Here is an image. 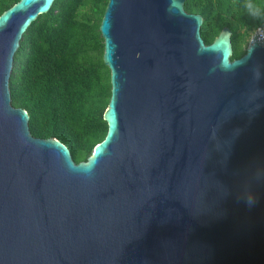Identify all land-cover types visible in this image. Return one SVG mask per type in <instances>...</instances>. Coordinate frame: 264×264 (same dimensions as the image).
I'll return each instance as SVG.
<instances>
[{"label": "water", "instance_id": "water-1", "mask_svg": "<svg viewBox=\"0 0 264 264\" xmlns=\"http://www.w3.org/2000/svg\"><path fill=\"white\" fill-rule=\"evenodd\" d=\"M54 1L0 16V264H264V31L231 60V30L207 45L186 0H108V132L76 163L11 103Z\"/></svg>", "mask_w": 264, "mask_h": 264}, {"label": "trees", "instance_id": "trees-1", "mask_svg": "<svg viewBox=\"0 0 264 264\" xmlns=\"http://www.w3.org/2000/svg\"><path fill=\"white\" fill-rule=\"evenodd\" d=\"M20 0H0V16ZM248 0H186L199 13L207 45L223 27L231 30L232 59L246 53L252 34L264 24ZM264 8V0H251ZM108 0H55L23 34L10 79L11 103L26 110L32 134L57 138L76 163L86 161L104 140V114L111 98V73L104 64L99 29Z\"/></svg>", "mask_w": 264, "mask_h": 264}, {"label": "clouds", "instance_id": "clouds-1", "mask_svg": "<svg viewBox=\"0 0 264 264\" xmlns=\"http://www.w3.org/2000/svg\"><path fill=\"white\" fill-rule=\"evenodd\" d=\"M245 8L253 17H260L261 15H264V8H261L257 3H252L251 0H248V2H246ZM251 202L252 200L249 199V203Z\"/></svg>", "mask_w": 264, "mask_h": 264}, {"label": "built area", "instance_id": "built-area-1", "mask_svg": "<svg viewBox=\"0 0 264 264\" xmlns=\"http://www.w3.org/2000/svg\"><path fill=\"white\" fill-rule=\"evenodd\" d=\"M256 31H264V24L262 26H259Z\"/></svg>", "mask_w": 264, "mask_h": 264}, {"label": "rangeland", "instance_id": "rangeland-1", "mask_svg": "<svg viewBox=\"0 0 264 264\" xmlns=\"http://www.w3.org/2000/svg\"><path fill=\"white\" fill-rule=\"evenodd\" d=\"M248 45H246V49H247Z\"/></svg>", "mask_w": 264, "mask_h": 264}]
</instances>
